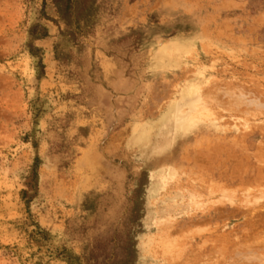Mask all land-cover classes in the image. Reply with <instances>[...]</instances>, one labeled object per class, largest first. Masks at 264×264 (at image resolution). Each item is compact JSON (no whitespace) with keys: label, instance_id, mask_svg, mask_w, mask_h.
<instances>
[{"label":"rangeland","instance_id":"rangeland-1","mask_svg":"<svg viewBox=\"0 0 264 264\" xmlns=\"http://www.w3.org/2000/svg\"><path fill=\"white\" fill-rule=\"evenodd\" d=\"M0 264H264V0H0Z\"/></svg>","mask_w":264,"mask_h":264},{"label":"bare ground","instance_id":"bare-ground-1","mask_svg":"<svg viewBox=\"0 0 264 264\" xmlns=\"http://www.w3.org/2000/svg\"><path fill=\"white\" fill-rule=\"evenodd\" d=\"M200 105V104H199ZM196 106V107H198V108H196V111L193 113V118H195V119H197V120H202V119H208V118H211L213 115H212V112L210 111V110H207L206 109V107H204V106ZM191 108V107H190ZM187 113V112H186ZM183 116H184V114H183ZM182 116V117H183ZM187 118V117H186ZM179 121H183V118H181ZM176 122V121H175ZM222 193H224V191L222 192ZM225 197H226V195H224ZM224 197V198H225ZM232 198H233V196H232ZM229 199V198H228ZM230 199H231V197H230ZM229 199V200H230ZM229 200H227V201H229ZM248 200V199H247ZM231 201V200H230ZM233 201V200H232ZM254 253V252H253Z\"/></svg>","mask_w":264,"mask_h":264}]
</instances>
